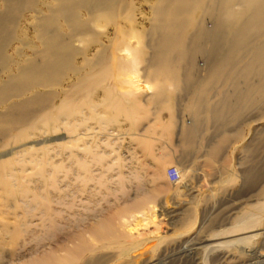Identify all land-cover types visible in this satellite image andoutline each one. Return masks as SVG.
<instances>
[{
  "label": "rangeland",
  "instance_id": "rangeland-1",
  "mask_svg": "<svg viewBox=\"0 0 264 264\" xmlns=\"http://www.w3.org/2000/svg\"><path fill=\"white\" fill-rule=\"evenodd\" d=\"M44 1L36 8L46 13ZM160 1L107 6L120 9L117 34L111 24L99 29L103 21L89 25L97 17L86 10L76 18V31L92 26L96 36L131 41L148 91H127L111 57L106 102L101 87L100 96L74 92L89 82L76 81L71 70L50 89L51 105L22 126L12 120L25 113L22 99L0 101V264H264V76L243 72L264 33L207 81L203 101L194 104L195 87L209 80L204 62L214 57L206 48L184 60L175 81L150 66L148 36ZM209 1L182 7L187 21L177 35L185 45L214 22L217 7ZM21 14L7 50L16 61L41 44L36 12ZM59 26L69 32L62 19ZM132 34L137 38L127 39ZM95 51L91 46L89 56ZM82 64L78 58L74 66ZM188 73L195 82L185 89Z\"/></svg>",
  "mask_w": 264,
  "mask_h": 264
},
{
  "label": "bare ground",
  "instance_id": "bare-ground-1",
  "mask_svg": "<svg viewBox=\"0 0 264 264\" xmlns=\"http://www.w3.org/2000/svg\"><path fill=\"white\" fill-rule=\"evenodd\" d=\"M2 1L4 10H0V101L9 100L11 97L22 99L20 102L26 109L25 113L12 119L13 121L14 119L18 120L20 126L25 124L23 122H26L30 115L39 114L41 110L44 111L51 105L52 98L51 95H48L52 94L50 89L53 90L54 87L63 85L64 76L68 70L72 71V76H75L76 81L80 82L86 77V80L84 79L85 83L89 82L85 86L81 84L73 86L75 88L74 92L86 93L91 91L92 94L96 92L97 94L94 95L100 96V91L97 92L96 88L101 87L103 102H106L109 96L104 86L107 85L109 80L111 67L109 62L111 57L112 65L123 69L119 76H122V82L128 87L127 91L133 93L143 90L148 91L152 88L151 83L142 78L138 59V54L140 53L136 54L133 51L135 47L132 48L131 41L126 43L123 41L124 36H108L105 31L103 32L105 36H96L97 34L94 35L92 26L82 32L76 31V27L80 25L77 23L76 18L79 17L80 10H86L90 17H97L96 21L95 19L91 20L89 25L103 21L102 24L97 25L99 29L107 28L106 26L111 24L115 26L116 34L122 32L118 24L121 15L120 9L108 8L107 6L112 3L117 7L118 4L120 5L119 8L123 9L126 7V0H45L46 13L36 8L39 0ZM195 1L161 0L155 6L154 20L156 23L152 25L148 36L151 42L153 41L148 44L152 49V60L148 62L150 66L157 68L161 73L172 74V79L175 81L178 80V76L175 74L177 72L176 68L179 66L182 68V62L193 58L197 53L207 54L206 48H208L210 57H214V61L209 65L204 62L206 67L208 66L209 80L205 79L206 85L202 81L194 90L193 103L200 104L204 99L203 94L207 89V81H213L217 74L228 66L236 64V57L240 56V50L247 48L254 36L263 35L264 0H237L236 6L229 5L235 0H211V3L209 1L210 6L214 2L215 7H217L214 9V22L206 24V30L203 31V29L201 33L199 32L193 44L185 45L186 41L183 43L177 35L180 29H183V26L185 27L187 21L184 16H186L188 9L182 10V7L191 6ZM197 1L199 4L205 2V0ZM207 6L209 5L207 4ZM203 7L205 6L203 5ZM237 8L241 10L236 12ZM27 9H32L36 12L35 31L41 44L36 46L31 52L32 54L28 55L27 58H21L22 53L20 52L19 61H16L17 59L12 58L13 56L10 57L7 50L16 35L19 15ZM207 10L209 9L207 8ZM243 13L245 17H242ZM60 19L67 24L68 33L62 32V27L59 26ZM84 25L86 26V24ZM96 30L98 29H95V32ZM86 34L88 36H85ZM89 34L94 36H89ZM132 35L129 38L127 37V39L137 38L136 34ZM119 38L122 40V47L116 48ZM87 41L89 45H86ZM209 44L211 48L208 47ZM93 45L96 51L91 57L89 56V50ZM177 47L182 49L180 48L179 51ZM78 58L82 59V66H74ZM13 66L15 67L14 71H12ZM88 67L89 70L86 71V74L79 76L82 69ZM243 72L244 76L254 72H259L262 77L264 76V44L256 46L252 61L244 66ZM194 82L193 74L188 73L183 78L182 86L186 89ZM114 85H116L115 82ZM202 87L205 89L203 90ZM40 95H44L45 98L39 100L38 97ZM82 96L77 97L76 100H79ZM28 99L35 100V102H27ZM94 106V104H90V108H95ZM10 109L11 107L9 106L8 110ZM74 111L75 109L72 112ZM229 113L238 115L240 112L237 109H231ZM196 116L198 117V114Z\"/></svg>",
  "mask_w": 264,
  "mask_h": 264
}]
</instances>
